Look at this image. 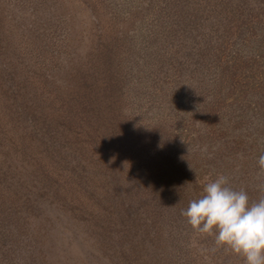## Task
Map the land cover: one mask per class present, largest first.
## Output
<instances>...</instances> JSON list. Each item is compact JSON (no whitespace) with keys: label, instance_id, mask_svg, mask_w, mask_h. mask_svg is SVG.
I'll use <instances>...</instances> for the list:
<instances>
[{"label":"rangeland","instance_id":"374dc122","mask_svg":"<svg viewBox=\"0 0 264 264\" xmlns=\"http://www.w3.org/2000/svg\"><path fill=\"white\" fill-rule=\"evenodd\" d=\"M262 154L264 0H0V264H244L181 213Z\"/></svg>","mask_w":264,"mask_h":264},{"label":"clouds","instance_id":"9594fccd","mask_svg":"<svg viewBox=\"0 0 264 264\" xmlns=\"http://www.w3.org/2000/svg\"><path fill=\"white\" fill-rule=\"evenodd\" d=\"M258 165L264 172V154ZM258 187L264 193V183ZM181 214L195 234L213 237L217 247L242 257L244 264H264V195L250 201L244 189L233 188L229 177L219 174Z\"/></svg>","mask_w":264,"mask_h":264}]
</instances>
